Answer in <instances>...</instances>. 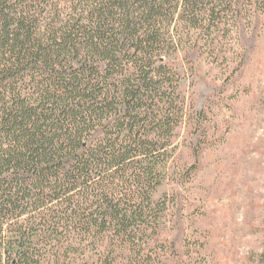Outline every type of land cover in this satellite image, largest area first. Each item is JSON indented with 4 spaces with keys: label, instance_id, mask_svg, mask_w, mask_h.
Listing matches in <instances>:
<instances>
[{
    "label": "trees",
    "instance_id": "obj_1",
    "mask_svg": "<svg viewBox=\"0 0 264 264\" xmlns=\"http://www.w3.org/2000/svg\"><path fill=\"white\" fill-rule=\"evenodd\" d=\"M263 29L264 0H0V264H206L154 197L197 170L178 61L234 74Z\"/></svg>",
    "mask_w": 264,
    "mask_h": 264
},
{
    "label": "rangeland",
    "instance_id": "obj_2",
    "mask_svg": "<svg viewBox=\"0 0 264 264\" xmlns=\"http://www.w3.org/2000/svg\"><path fill=\"white\" fill-rule=\"evenodd\" d=\"M178 65L188 123L180 131L177 163L197 170L184 185L172 183L164 170L154 197L181 194L180 223L192 258L206 264H264V29L251 59L234 74L235 64L205 58L193 75L180 60ZM177 250L184 259V244Z\"/></svg>",
    "mask_w": 264,
    "mask_h": 264
}]
</instances>
